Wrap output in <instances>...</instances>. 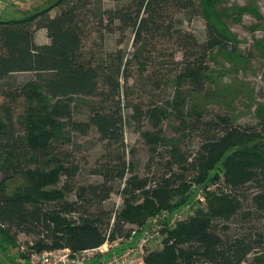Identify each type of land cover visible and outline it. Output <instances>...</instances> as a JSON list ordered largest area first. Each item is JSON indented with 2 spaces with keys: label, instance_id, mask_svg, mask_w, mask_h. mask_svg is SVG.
<instances>
[{
  "label": "trees",
  "instance_id": "16d2710c",
  "mask_svg": "<svg viewBox=\"0 0 264 264\" xmlns=\"http://www.w3.org/2000/svg\"><path fill=\"white\" fill-rule=\"evenodd\" d=\"M101 1L56 0L52 5L60 7L54 15L49 14L53 7L50 4L17 18L0 19V79L10 80L18 72L34 74L22 83L0 84V236L4 239L8 233L12 241L17 233H35L40 236L36 241L38 250L94 247L105 232L113 238L120 237L128 232L125 223L142 225L141 214L147 208L149 212L157 208L154 213L173 208L166 205L174 196L176 181L185 172L203 173L223 157L221 182L208 191L202 186L207 212L177 223L167 234L163 247L145 255V263L264 264V260L247 259L249 253L264 250V221L253 218V212L241 213L240 197L246 184L255 183L254 194L249 198L242 194L243 200L250 199L254 211L264 212V123H260L261 128L239 125L220 115L206 120L200 111L195 112L193 118L189 115L182 122L190 130L198 131L197 149L186 153L179 144L172 143L170 160L161 176L136 174L126 157L122 135L120 79L127 78V58L121 48L97 56L88 46L95 29L90 26L87 6ZM95 8L96 11L91 10L98 23L105 27V19L107 25H115L108 27L110 31L118 29L122 35L131 29L134 41L176 33L184 57L182 72L193 91L205 88L208 52L215 46H228L226 36L211 23L206 25L204 43L192 33L172 30L175 13L197 10L193 0H128L115 9L98 5ZM39 28L46 30L47 43L34 40ZM76 95L99 100L88 104L85 120L73 117L71 100ZM20 99L27 103H53L50 112L35 120V107L25 109L32 116H15ZM173 103L179 109L184 101L176 94ZM131 108L134 121L153 120V130L141 133L155 151V145L162 141L158 129L162 113L157 106L143 108L140 102ZM183 117L181 114L180 118ZM92 129L103 142L104 151L91 173L100 175L102 180L78 184L75 178L79 163L69 148L71 137L73 132L88 135ZM127 172L129 176L121 190L126 197L124 206L112 214L103 202L110 196L113 182L124 178ZM16 176L25 185L8 193L6 182ZM69 193L74 194L73 200L65 198ZM134 194H143L145 203L133 204ZM188 197L189 194L181 201ZM236 214L245 222L236 233L230 234L227 224L217 226L212 222L218 220L220 225ZM47 239L49 243L45 242Z\"/></svg>",
  "mask_w": 264,
  "mask_h": 264
},
{
  "label": "rangeland",
  "instance_id": "374dc122",
  "mask_svg": "<svg viewBox=\"0 0 264 264\" xmlns=\"http://www.w3.org/2000/svg\"><path fill=\"white\" fill-rule=\"evenodd\" d=\"M55 1L0 0V19L17 18L31 11L51 6ZM127 1L102 0L101 3L94 2L87 6L88 16L92 21L90 26L95 29L91 33L88 46L97 56H103L104 52L114 51L117 48L124 50L127 58L125 69L127 78L122 76L120 79L122 86L120 100L123 108L122 135L126 157L132 162L136 174L150 178L161 176L166 170V162L170 160L169 148L172 143L179 144L181 150L186 153L197 149L200 142L198 131L190 130L182 122L183 119L187 120L189 115V118H193L195 112L200 111L202 118L206 120L220 115L229 117L235 124L261 128L260 123H264V0H193L197 10L184 9L173 15L172 30L179 29L181 32L192 33L200 43H204L207 37V23L213 24L228 39L227 47L215 46L208 52L205 88L201 91L191 90V83L182 72L184 57L177 43L176 33L174 36L168 34L166 37L159 36L150 41H134L131 29H127L123 35L118 29L110 31L108 27L115 26L114 24L107 25L108 22L104 19L106 24L104 27L92 15L91 9L96 11L97 5L101 8L115 9L123 6ZM52 6L49 9L50 15H54L60 7V5ZM11 11H16L17 15H13ZM168 22L170 20L166 21V24ZM36 31L39 32L38 29ZM44 39L45 35L38 33L36 40ZM32 77L34 74L31 72H18L9 77L10 80L0 79V84L10 81L11 84L22 83ZM176 94L184 101L183 107L179 109H176L173 103ZM71 102L73 117L85 120L88 116V104L98 103L99 100L90 96L76 95ZM137 102H140L143 108L157 106L162 113L159 115L158 124L162 141L155 145V151L151 150L152 145L148 144L141 133L143 130H153L151 125L153 120L143 119L138 123L130 117L131 105ZM52 103L50 100L42 103H27L26 100L20 99L15 109V116L24 114V116H32L31 112L25 109L35 107L32 112L33 118L35 120L38 117L43 118L42 114L50 112ZM181 114L183 118H180ZM71 139L69 148L79 163L76 182L78 184L100 182L102 177L91 173V168L99 162L104 151L103 142L99 140L98 134L93 129L85 136L73 132ZM222 158H218L203 173L185 172L183 178L176 181L173 186L176 188L174 196L166 205L173 208H163L157 213H154L157 208L151 212L147 208L146 213L141 214V218L144 219L142 225L125 223L128 232L123 235L124 237L131 234L132 243L138 238L145 240L144 261L146 254L163 247L167 234L177 223L191 215L207 212L204 191L213 189L218 182H221ZM174 169L180 171L176 167ZM127 176L129 172L124 178L113 182V190L103 202L104 208L111 210L112 214L122 210L124 206L126 197H123L121 190ZM6 184L7 192L13 193L25 185V182L21 177L16 176L10 178ZM246 187L241 193L248 194L249 198L257 187L253 182L246 184ZM188 194V199L181 201ZM242 194H240L243 202L241 213L253 212V218L258 217L261 222L264 221V212L254 211L250 199L243 200ZM133 197L135 199L133 204L145 203L143 194H134ZM65 198L73 200L75 196L69 193ZM175 219L177 220L174 221ZM212 222L217 226L227 224L230 234L236 233L245 223L239 214L220 225L218 220L213 219ZM134 229L135 234L134 232L132 234ZM6 238L2 239L0 236V264H29V253L38 251L36 241L40 240V236L35 233L20 232L12 241L9 240L8 233ZM116 238L105 232L102 241L97 245L110 243ZM45 242L49 243L50 240L47 239ZM247 259L263 261L264 250L249 253Z\"/></svg>",
  "mask_w": 264,
  "mask_h": 264
},
{
  "label": "built area",
  "instance_id": "2783aa9c",
  "mask_svg": "<svg viewBox=\"0 0 264 264\" xmlns=\"http://www.w3.org/2000/svg\"><path fill=\"white\" fill-rule=\"evenodd\" d=\"M175 219L174 221H176ZM135 234V229L132 234ZM129 237V238H128ZM128 238V239H126ZM132 235L117 237L110 243L81 250L67 246L35 250L29 253V264H146L143 258L144 242L138 238L131 242Z\"/></svg>",
  "mask_w": 264,
  "mask_h": 264
},
{
  "label": "crops",
  "instance_id": "0c3cea01",
  "mask_svg": "<svg viewBox=\"0 0 264 264\" xmlns=\"http://www.w3.org/2000/svg\"><path fill=\"white\" fill-rule=\"evenodd\" d=\"M11 12H12L13 15H17V12L16 11H11ZM38 31H39L38 33H41V34H44L45 35V39L44 40H41V41H37L36 38H37L38 33L36 31L35 34H34V40L36 41V43H39V44H41V43H47L48 42V39H47V36H46L47 35L46 34V30L44 28H39Z\"/></svg>",
  "mask_w": 264,
  "mask_h": 264
}]
</instances>
